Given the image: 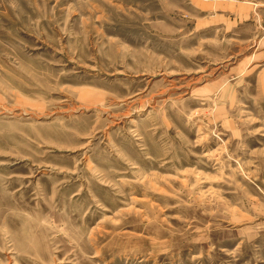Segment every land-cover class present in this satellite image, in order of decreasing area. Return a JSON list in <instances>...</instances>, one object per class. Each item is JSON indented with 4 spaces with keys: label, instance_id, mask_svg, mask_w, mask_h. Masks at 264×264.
Wrapping results in <instances>:
<instances>
[{
    "label": "rangeland",
    "instance_id": "rangeland-1",
    "mask_svg": "<svg viewBox=\"0 0 264 264\" xmlns=\"http://www.w3.org/2000/svg\"><path fill=\"white\" fill-rule=\"evenodd\" d=\"M0 264H264V0H0Z\"/></svg>",
    "mask_w": 264,
    "mask_h": 264
}]
</instances>
